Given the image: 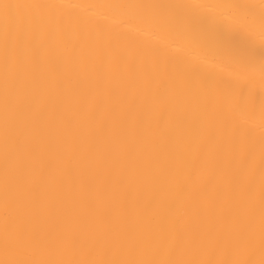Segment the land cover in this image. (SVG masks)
<instances>
[{"label":"bare ground","instance_id":"obj_1","mask_svg":"<svg viewBox=\"0 0 264 264\" xmlns=\"http://www.w3.org/2000/svg\"><path fill=\"white\" fill-rule=\"evenodd\" d=\"M175 2L0 0V264H264V0Z\"/></svg>","mask_w":264,"mask_h":264},{"label":"snow or ice","instance_id":"obj_2","mask_svg":"<svg viewBox=\"0 0 264 264\" xmlns=\"http://www.w3.org/2000/svg\"><path fill=\"white\" fill-rule=\"evenodd\" d=\"M163 8H175L178 11L177 21L189 34H198L200 41L205 45H219L224 41V37L215 33L210 29H203L199 22V16L190 10L198 7V0H176L175 3H163L160 5ZM229 6L242 12L246 7L244 0H229ZM260 27L264 29V16L260 19ZM248 54L245 52L237 53L234 63L239 67L246 66ZM262 68H264V61H262ZM215 264V262H209ZM229 264V262H226Z\"/></svg>","mask_w":264,"mask_h":264}]
</instances>
